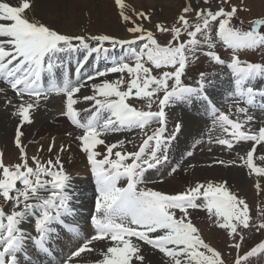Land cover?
I'll list each match as a JSON object with an SVG mask.
<instances>
[{"label": "snow or ice", "instance_id": "6c2138e0", "mask_svg": "<svg viewBox=\"0 0 264 264\" xmlns=\"http://www.w3.org/2000/svg\"><path fill=\"white\" fill-rule=\"evenodd\" d=\"M114 2L120 9L122 20L131 22L132 26L127 31L133 34V38L62 34L51 26L30 19L28 12L33 8L32 0H19L17 4L0 0V38H7L0 40V77L21 100L15 112L20 120L13 141L19 151L20 162L5 165L4 153L0 151V197L11 205L10 212L0 207V264H24L23 255L29 248L37 254L51 256L54 250L50 242L53 236L58 237V226L65 223L63 217L75 214L74 195L70 191L74 177L65 168L59 153L55 160L50 158L47 162L37 156L29 158L22 141L25 124L33 123L31 110L40 105L41 97L47 99L51 92L65 96L66 110L63 115L72 125L83 130V134L76 139L80 141L79 147L86 156L87 167L96 185L94 210L90 215L94 234L71 250L61 264H81L76 258L82 253L92 252L94 249L90 245L94 241L109 242L102 251V258L95 264H149L144 245L170 258V264H224L221 253L205 243L193 225L190 210L196 209H204L210 216H215L218 226L228 230L233 237L235 242L231 246L237 250L242 247V229L250 227L249 205L231 190L227 182H199L176 194L140 189L138 185L145 182V171L168 161L178 134L186 131L196 119L186 110V118L178 119L169 130L170 114L167 109L177 102L193 110H198L196 106L199 104L205 111L211 112L214 124L219 123L225 133L231 134V139L220 138L217 141L229 150L234 141L253 142L246 157L240 159L250 173L264 178V166L256 163V159L264 162V154L256 156L257 146L264 145V127L258 133H252L250 129L242 130L245 123L254 119L246 107L237 109L246 116L245 121L230 119L221 111L213 91L216 84L210 74L201 72L194 86L184 79L190 63L186 53L195 56L196 51L206 45L210 50L204 55L216 64L226 66L235 78V92L230 95L238 93L240 98H246L248 105H252L257 96L264 99V88L256 89L248 83L257 77H264V65L241 61L238 55L241 49L264 46V32L259 31L264 27V18L257 19L251 30L242 31L231 23L237 15L236 6L228 11L223 8L219 11L201 9L196 12L197 22L194 25L185 15L179 16L180 27L168 29L158 25L159 31L173 33V40L161 45L151 31L146 32L142 25L125 14L123 0ZM204 2L207 3V0ZM190 11H195L191 5L183 9L185 14ZM137 16L149 18L146 13H137ZM213 26L217 28L220 40L233 50L230 63L226 64L219 54L211 50L215 48L210 35ZM183 33L189 39L181 42ZM198 34L203 36V41L197 39ZM89 41L96 43L93 45ZM105 44L110 47H105ZM6 45L10 46L7 50ZM117 48L123 50L121 56L110 57L109 54ZM81 52L84 55L76 59L75 79H72L65 61L68 55L79 57ZM94 54L113 62L109 67L85 76L82 69ZM145 61L157 69L170 66L172 70L153 76L152 68L145 66ZM57 68L63 70V80L59 85L54 72ZM45 73L51 81L47 89L42 83ZM111 73L128 74L127 90H120L123 84L121 76L116 81L92 83L91 95L77 96L89 81ZM169 81H172L171 85ZM160 92H163L162 97L157 95ZM25 96L34 99L25 101ZM133 96L147 98V110L128 103ZM153 97L156 98V111L152 110ZM80 99L92 101L95 108V112L83 122L81 111L75 107ZM153 123L157 126L151 134L146 133L136 152L114 151L118 147L122 149L124 141L112 143L102 138L108 133L145 130ZM54 146V143L49 144L48 151L51 152ZM98 146H103V150L98 151ZM64 151L65 145L61 144L59 152ZM30 159L35 167L30 164ZM126 160L132 162L126 163ZM216 163L226 165L236 161L220 160ZM121 179L127 180L126 186H119ZM255 187L264 191L259 180ZM174 209L180 211L179 218ZM255 227L264 231V219ZM70 231L78 233L77 228ZM133 237L143 244L134 243ZM257 256H264V240L240 255L235 264H250L251 258Z\"/></svg>", "mask_w": 264, "mask_h": 264}, {"label": "rangeland", "instance_id": "374dc122", "mask_svg": "<svg viewBox=\"0 0 264 264\" xmlns=\"http://www.w3.org/2000/svg\"><path fill=\"white\" fill-rule=\"evenodd\" d=\"M140 1L143 2L144 0H140ZM123 2L126 5L131 1L130 0H123ZM55 4H57L56 8L59 11L62 9V6H65L63 9H70V10H72V12H75L73 25L79 21V23L77 25H79L80 28L83 29V31L85 30V31L91 32L90 28H92V26H94L93 28L97 27L98 29H96V30H98V31H96V33H94L93 35L106 34V35H109L112 37H116L118 35V33L115 31H110L107 29H101L100 22L97 23V17L100 16V14L104 16L103 20L104 21L106 20L105 21L106 24L108 23L107 20L109 19V17H112V15H114L116 18L119 19V22L121 23L120 25H123L122 23H124L126 25V22H124L122 20L120 14H119V12H120L118 10L119 7L117 5H115L114 0H55ZM163 4H167V5H163ZM188 5H191L192 8L195 9V11H190L189 13L185 14L183 12V9H184V7H186ZM108 6L112 7V9L108 8ZM165 6H168V8L172 9L174 14L169 13L168 15H166ZM232 6H236L238 11H237L236 17H234L232 19L231 23H232V25L241 29L242 31L251 30L252 27L254 26V22L257 19L264 18V0H207V3H205L204 0H181V2L171 0L169 3H159L158 5H156L154 7L152 6V9H149L146 7H143V8L135 7V8H131V9L124 10V11L126 13H128L130 16L135 17L136 19L134 20L132 18V20H134L137 24L142 25L143 28L146 30V32L151 31L161 45H167L169 41L173 40V33L171 31H165V32L159 31V29L157 27L158 25H162L168 29H172L174 27H180V24L178 22L180 15H185L186 19L189 20V23L194 25L197 22V20H196V12L197 11H199L201 9L204 11H208V10L219 11L220 8H223L226 11H228V10H231ZM102 7H103V9H102ZM159 7H161V8H159ZM107 10H109V11H107ZM114 10L118 11V12L115 13ZM137 13H146L149 18L143 19L141 17H138ZM92 14H93V16H92ZM73 25H69L68 27H72ZM113 25L119 26L115 23H113ZM131 26H132V24H131ZM62 27L64 28V25ZM99 29H101V30H99ZM259 31L264 32V27L259 29ZM128 34H130L129 36H132L131 38H133L132 33H128ZM128 34H126V32H124V35H128ZM84 35H87L85 37L92 36L89 34H84ZM210 35L212 37L213 43L215 44L214 51L217 54L220 53L219 49L225 51L224 48H221V45H224V44L222 43L223 41L220 40L217 28L215 26H213L211 28ZM188 39H189V37L187 36L186 33H183L180 36L181 42L187 41ZM197 39H200L201 41H203V36L201 34H198ZM261 47H264V46H257V47L252 48V49L245 48V49H241L239 51L240 52H248L247 55L249 56V58L251 60H253L255 58L251 63L264 64V53L260 56V58H258V56L256 57V55H260L263 52V49ZM199 49L196 51L195 56H193L190 52L186 53L187 55H189V60H190V63L188 65L187 75L184 77L186 83L188 80L193 81L194 78H196L199 73L204 72V70L208 69V67L212 68L214 70V64H212V63L208 64L207 63V61L209 60L208 56L201 57L200 55L202 54V52L199 51ZM228 51L230 54L224 52V54L226 56L225 58H227L228 60L231 61L233 51L232 50H228ZM253 51H255V52H253ZM248 56H240L239 58L242 60L249 59ZM220 57L223 58L224 55H220ZM259 60H261V63H255V62H259ZM145 66L152 68V75L153 76H161L162 75V72L160 71V69L155 68L153 65H151L150 63H148L146 61H145ZM206 74H210L211 79L213 81H216V83H217L216 87L213 89V91H215V93L216 92L217 93H224L225 92V95L228 93V91L230 89V85H229L228 81L225 80V86H222V84H221V81H223L222 79H225L223 74H221L220 72L215 73L213 71H211V72L208 71V73H206ZM109 76H110L109 81L119 80L121 78V76H123V89H122V91H125L127 89L128 83L130 80V77L128 76L127 73H124V74L112 73V74H109ZM198 77H199V75H198ZM102 79L105 80V77H102ZM92 82L95 83L94 80ZM168 83H169V85H171L172 81H169ZM55 100H58L59 102H61L59 100V98L55 97ZM8 101H10V100H8ZM8 101L6 100L4 103L2 102L0 104V109L3 107L2 104H4V106H5L6 102H8ZM60 104L62 105V102ZM200 107L203 108L202 105ZM44 110L45 109L43 107H40L37 109V111L39 113L44 111ZM185 111L186 110L182 111V119L185 118ZM194 112L195 111H192V114H191L188 111L189 115H191V116H193ZM172 115L176 116L174 112ZM203 120H206V122H205V126H206V123L208 121L207 117H206V119H202L201 121H197L195 119V121H197V122L193 123V125H192V127L194 129V131L192 133L189 131L188 128H187L188 130H186V131L183 130L182 139L178 141V143L175 146V149L174 148L171 149V154H175V152H177V150H179V147H180V150L183 151L185 149L184 147L186 144H187V148L191 147V145L189 144V141H191V139H197L198 137H200L202 130L204 131V126L201 124ZM133 139L136 140V136H133L130 139H125V140L130 142V143H133ZM126 148L129 149V147H126ZM262 148H263V145H259L256 149V152H257L256 154H258V155L264 154V152H262ZM97 150H99V149H97ZM245 151H246V148H242L233 154V151H231L227 148L226 149L225 148H218V149L212 148V154L210 156H213V158L215 159L216 156H219L222 153H224L227 159L236 160L239 157V155ZM185 152L186 151L183 152V156H184ZM17 153H18V158H19V151H17ZM208 154H202V155H204V157H206ZM13 156H15V154ZM13 156L12 155H6L5 156V154H4V156H3L4 164L5 165H12L14 163L20 162L19 159L14 161ZM254 159H255V157H254ZM198 160H199V158L197 159V161ZM29 162L31 165H33L35 167V165L31 161V159L29 160ZM190 162H192V161H190ZM201 163H203V162H201ZM256 163L259 166H264V162H261L258 159H256ZM219 167H221L224 170H222ZM204 168H206V166ZM215 170H218L219 174H224V175H233L234 171H237L239 173L240 178H242V179H240L241 180V182H239L240 184L247 183L249 180H253V182H254L252 184V186H254V187H252V189L249 190V193H246V192L240 193L239 191L234 192L231 189L240 198H243L247 202V204L249 205V214L251 217L250 227L246 228V229H242V235H243L244 239H243L241 249L237 250L236 248L231 246L235 242L233 240V237L231 235H229L228 230L222 229L218 226L219 221L216 217L213 219V221H214L213 223L215 224L213 226L210 223L207 226V225H205L206 221L200 222V219L194 218L198 222L196 224H198L201 227L203 235H200V236L204 240V242L209 244V246L211 248H213L216 251L221 253V258L223 259L224 264H235L236 259L240 255H243L246 251L250 250L251 246H254L256 243H259L261 240H264V231H258L255 227V225H258L261 222V220L264 219V216H262V213H264V191H258L256 189L255 185H256V182L258 180L259 181L261 180L260 183H261L262 189H264V187H263L264 186V178L257 177L255 174L250 173L248 169L238 170V169H231V168H228L226 166H218L217 168H215ZM199 171L200 170L198 168H196L195 172H199ZM195 172H194V174L189 176V178L191 179V181H189V185H187L183 182H180V183H176L173 186V188H170V187L162 188L161 187V189L165 190L168 193L173 192L174 194H176L179 192L186 191L188 187L194 186L196 183H199V182H205L206 183V180H204V179L198 180L195 177ZM247 172L249 174H247ZM206 173H209V171H206V172L204 171V174H206ZM223 182H227V184H230L228 181H225V180ZM159 185H161V184H159ZM158 187H160V186H158ZM158 187H154V188H157L156 190L159 191ZM0 207L4 208L5 212L11 211L10 203L8 201H5L3 197H0ZM197 214H199V213H196L195 215H197ZM74 248H70L68 250V253ZM159 254L155 253V255L157 257L164 256L162 254H160V255ZM54 255H55V253H54ZM150 259H151V256H147V260H150ZM250 264H264V256H261L258 259L251 258Z\"/></svg>", "mask_w": 264, "mask_h": 264}, {"label": "bare ground", "instance_id": "6f19581e", "mask_svg": "<svg viewBox=\"0 0 264 264\" xmlns=\"http://www.w3.org/2000/svg\"><path fill=\"white\" fill-rule=\"evenodd\" d=\"M130 1L131 2L125 5L124 10H128V9L135 8V7H140V8L146 7V8L152 9V6L154 7L158 5L159 3H169L171 0H144L143 2L140 0H130ZM175 1L181 2V0H175ZM8 2L11 4H17L19 0H8ZM32 2H33V8L30 9L28 12L30 19L43 23L47 26H51L52 28L60 31L62 34H68V35H73V36H76V35L87 36L84 34L93 35L94 33H96V31H98L96 30L98 29L97 27L93 28L94 26L90 28L91 32L85 31V30L83 31V29H81L80 26L77 25L79 21L73 25L75 12H72V10L70 9H63L65 6H62V9L59 11L56 8L57 4H55V0H32ZM163 5H167V4H163ZM108 8L112 9V7H109V6ZM118 10L120 11V9ZM114 12L117 13L118 11L114 10ZM165 12H166V15H168L169 13L174 14L173 10L168 8V6H165ZM125 14L130 16L126 12ZM130 17L131 19L132 18L134 20L136 19L135 17H132V16ZM103 19H104V16L101 14L100 16L97 17V23L100 22L101 29H107L110 31L117 32L118 35L116 36V38L129 39L132 37V36H129L130 34H128L129 32L127 31V28L131 27V22H126V25L124 23H122L123 25H120L121 23L119 22V19L116 18L114 15H112V17H109V19L107 20L108 21L107 24L105 23L106 20L104 21ZM113 23L119 26L113 25ZM63 25H64V28L62 27ZM69 25H73V26L68 27ZM124 32H126V34L128 35H124ZM98 35H106V34H98ZM110 57H119V55L112 54ZM108 76L105 77V80H110V76L109 77ZM103 80L104 79H102V77H99L98 79H96V81L94 80V82L98 83ZM1 88H2V92H0V104L2 102L4 103L6 100L7 101L10 100L11 103L6 102L5 106L4 104H2L3 107L0 109V151H2L5 154V156L6 155L13 156L15 154V156H13V160L15 161L19 158H18V153H17L18 149L15 147L13 141H14V136L16 132V126L20 120L18 115L15 114V112L17 108L19 107L21 100H20V97H17L14 94H13L14 98H12L13 96L9 94L11 92L6 87L2 86ZM92 91L93 90L90 87V84L88 83L81 90V93H79L77 96L82 97L83 95H91ZM216 98H219V97L216 96ZM24 100L30 101L31 99H27L24 97ZM220 101L222 100L220 99ZM85 102H87V104L84 106ZM60 103L61 102H59L58 100H55V97H54L51 99L49 103L43 106V108L45 109L44 111L39 113L37 111L38 107L31 110L30 114L33 118V123L25 124L24 128L22 129V131L24 132L22 141L26 147V151L28 153L29 158L33 156H37L43 162H47V160L50 158L55 160L56 155L59 153L61 159L64 161L65 168L68 169L74 177L72 181L73 187L72 189H70V191L73 192L74 199L79 200L82 203L83 208L86 209L87 204H88L86 200V196L88 194H91V195L94 194V193H90V191H92V188H93L92 187L93 180L91 178L92 175L90 173L89 168L87 167L86 156L84 153H82L79 147L80 144L76 143V138L69 136V133L77 136L78 134L77 130L71 127L66 122V120L62 121L61 118H58L61 112H63L62 111L63 102H62V105ZM92 105H93L92 101H84L83 99H80L77 107L79 110H82L84 108H89ZM200 106L201 105L196 106L198 111L191 109L192 111H195L193 113V116H195L197 121L206 119V116H209V113H210L208 111H205L204 107L202 108ZM94 111H95V108L93 107L92 111H87L86 114H91ZM197 121H194L189 125L188 129L191 133L194 131L192 125L193 123H196ZM205 122L206 120H203L201 124L205 126ZM201 136H202V133L200 134V137H198L197 139H191V141H189V144L192 146L196 140L201 139ZM102 138L106 139L107 142H112V143L120 139V137H111V136L110 137L104 136ZM52 143H54L55 146L52 148V151L49 152L48 146L49 144H52ZM61 144L65 145V148H66V151L62 153L59 152V147ZM184 148L185 149L181 151L179 147V151L175 152V154H172L173 159L178 164H180V161L184 159V156H183L184 151L190 152L193 150L192 147L187 148V144L185 145ZM98 149H99L98 151L103 150V146H100ZM262 149H264V145ZM196 151H198V149ZM208 153H209L208 150L203 152V154H208ZM196 155L198 157H204V155L199 154V151L196 153ZM256 156H259V155L256 154ZM217 167L218 166L209 165V166H206V168H204L201 165L196 164L195 168L191 170L189 173H184L183 171L177 172L175 173V175L167 177L161 185H156L155 187L160 186L158 187L159 189H161V187L162 188H167V187L173 188V186L176 183H180V182H183L189 185V181H191L189 176L194 174V172L196 171V168L200 170L199 172H195V177L198 180L204 179L206 180V182H212V183H222L225 180L230 183L228 185L234 192L239 191L240 193H243V192L249 193V190H251L252 187H254L252 186V184L254 183L253 180H249L247 183H242L243 185L240 184L239 182H241L240 179L242 178H240L239 173L237 171H234L233 175H224V174H219L218 170H215V168ZM204 171L205 172L209 171V173L204 174ZM122 183H124V181ZM162 191H165V190H162ZM196 210H191L190 213L194 214ZM85 229H88V226H85ZM54 237L55 236H53L52 239H54ZM61 238L62 239H60L61 241L60 243L59 241H54L55 255L53 257L46 256V261L48 262V264H55L62 255H64L65 253H68V250L70 248H74L75 246L78 245V243H76V239L72 237V235L68 236V235L61 234ZM133 242L136 243V241L134 240ZM96 243H98L99 246H104V243H100L99 241H97ZM143 247H144V250L148 253L147 256H151V259L148 260L149 264H170V258L166 256L157 257L155 255V252H151V250L148 249L149 247L145 245ZM27 254L30 255L29 260L37 261V253H35L33 249L29 248ZM31 256H33L34 259H31L32 258ZM23 257L25 258L26 256L23 255ZM77 260H79L81 264H95V262L100 259L95 257V253H93L92 251L89 254H82L81 257L77 258ZM50 261H52V263H50ZM32 264H35V263H32Z\"/></svg>", "mask_w": 264, "mask_h": 264}]
</instances>
